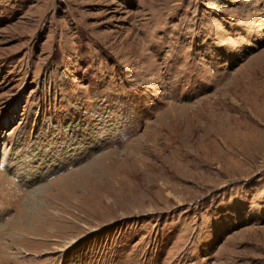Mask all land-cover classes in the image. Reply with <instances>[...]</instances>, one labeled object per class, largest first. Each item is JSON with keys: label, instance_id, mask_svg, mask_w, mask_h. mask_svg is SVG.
<instances>
[{"label": "rangeland", "instance_id": "374dc122", "mask_svg": "<svg viewBox=\"0 0 264 264\" xmlns=\"http://www.w3.org/2000/svg\"><path fill=\"white\" fill-rule=\"evenodd\" d=\"M0 264H264V0H0Z\"/></svg>", "mask_w": 264, "mask_h": 264}, {"label": "bare ground", "instance_id": "6f19581e", "mask_svg": "<svg viewBox=\"0 0 264 264\" xmlns=\"http://www.w3.org/2000/svg\"><path fill=\"white\" fill-rule=\"evenodd\" d=\"M35 172V170H32V172H30L29 173V175L25 178V181H24V183H26V184H29L31 181H35L36 180V174L34 173ZM23 174V173H22ZM19 176H21V174H19ZM21 178H24L23 176H21ZM10 182V181H9ZM11 182H15V181H11ZM9 183L11 186H12V188L15 190H12V193L14 194V195H16L17 197H20V195L22 194V193H20V191L21 190H19V188L17 189V184L16 185H12V183ZM23 183V184H24ZM20 185V184H19ZM10 186V187H11ZM29 186V185H28ZM9 187V188H10ZM30 193H33L32 191L30 192ZM23 196V195H22ZM6 197V196H5ZM12 198V197H11ZM16 199H18V198H16ZM19 201V200H18ZM12 205V204H11ZM18 219V218H17ZM6 223V222H5ZM5 225V224H4ZM18 226V225H17ZM13 229H15V228H13ZM20 232V231H19ZM7 235V234H6ZM10 237V236H9ZM21 237V236H20ZM17 239V238H16ZM15 239V240H16ZM18 240V239H17ZM14 241V240H13ZM18 246V245H17Z\"/></svg>", "mask_w": 264, "mask_h": 264}]
</instances>
